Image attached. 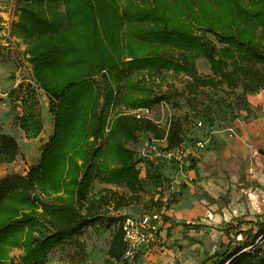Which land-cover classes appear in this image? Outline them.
<instances>
[{
	"label": "trees",
	"instance_id": "obj_1",
	"mask_svg": "<svg viewBox=\"0 0 264 264\" xmlns=\"http://www.w3.org/2000/svg\"><path fill=\"white\" fill-rule=\"evenodd\" d=\"M17 10L13 33L25 42L33 66L17 121L26 138L41 134L39 88L48 98L53 133L25 175L0 179V264H47L52 249L110 212L117 216L109 222L118 220V227L108 257L124 260L118 211L143 198L129 144L148 133L166 139L168 148L178 147L186 118L163 126L119 115L105 133L108 105L152 108L182 95L197 108L201 90L240 87L237 105L248 106L247 95L264 88V0H18ZM201 58L211 73L198 70ZM102 71L108 75L100 79L104 88L95 77ZM165 71L186 76L185 91L172 87L158 94L156 80ZM19 149L13 135L0 134V164L13 162ZM96 179L130 193L114 187L92 193ZM177 201L160 195L146 204L162 209ZM251 224L256 238L264 235V221ZM248 244L216 251L202 264H264V254L243 250ZM13 248L22 251L18 260L11 257Z\"/></svg>",
	"mask_w": 264,
	"mask_h": 264
},
{
	"label": "rangeland",
	"instance_id": "obj_2",
	"mask_svg": "<svg viewBox=\"0 0 264 264\" xmlns=\"http://www.w3.org/2000/svg\"><path fill=\"white\" fill-rule=\"evenodd\" d=\"M17 5L18 0H0V23L3 29L2 32L0 31V134L6 132L13 135L20 145L19 153L13 162L0 164V179L15 173L25 175L28 167L38 162L41 151L37 140L28 139L23 131L20 132L17 116L22 110H18L17 105L11 102V90L15 89L16 95H19L18 86L13 88L15 81L21 76H29L33 69L28 54H25V42L15 34L11 38L3 34L4 30L6 32L8 29H13V22L17 20ZM59 7L62 9L63 4L60 3ZM197 66L201 73H211L207 59L201 58L197 61ZM208 69L210 72L205 73L204 71ZM103 75L108 76L102 71L95 75L96 80H100ZM186 80V76L182 74L175 75L172 71H165L164 77L156 80L157 92L160 94L172 87L183 92ZM98 82L104 88V82L101 80ZM201 91L197 108L190 106L187 98L182 95H173L166 107L156 104L152 108L154 111L152 116L156 123L163 126H167L172 119L186 118L184 139L186 146L193 152L191 151L181 168L172 162L156 160L151 155L153 153L145 155L146 142L152 137L148 133H142L137 143L129 144L136 153L137 166L141 171L143 198L140 202L127 207L128 211L137 215L144 210H160L156 206L150 208L146 204L151 198L157 199L160 195L163 196V201L172 197L178 200L169 208H162L161 215L167 223L164 243L150 253L140 250L141 252H137L132 261L122 263L111 261L108 257V248L118 227V220L109 222L110 217L117 216L114 212H110L103 216V221L85 227L68 242L52 249L47 264H152L156 257L173 259L182 248L183 240H187L185 242L189 245V249L190 246L199 244L197 248L207 252L206 259L210 257V253L223 252L227 247L230 249L243 247L248 243L251 244L243 250L252 249L257 253L264 250V235L256 238V228L251 224V221H264V140L258 145L257 139L253 141L238 125L234 126L236 122L248 123L256 111L250 107V104L237 105L238 94L235 90L206 88ZM37 93L40 102L42 98L47 105L48 98L45 92L38 88ZM101 102L103 103V98ZM131 108L133 107L124 103L111 102L107 107L104 132L110 131L106 130L108 121L111 129L116 117ZM261 110L259 109V113ZM41 112L45 126L42 102ZM48 114L52 117V123L46 131L44 127L43 137L47 136L53 126V116L49 110ZM200 120L204 124L201 128L197 124ZM228 121L231 123L226 125ZM216 129H220L218 134H223L222 140L217 143L220 149L218 151L212 146L214 140H217V134L214 133ZM197 137L207 139L204 147H196ZM211 150H216V153L211 154L212 158H209V155L208 159L205 158L206 153ZM199 161H203L200 166ZM215 164H218V167L209 171L208 167ZM205 167L207 170H204ZM156 173L161 176L152 177ZM102 184L106 185L103 188L114 187L130 193L125 186L118 188L97 179L89 191L93 193L103 189ZM195 194L196 198L201 199L199 204L191 200ZM204 198L208 200L206 207L203 206ZM186 203L190 206L186 207ZM191 205H194V208L189 210ZM188 222L196 224L184 225ZM239 224L240 227L237 228ZM190 228L194 229V235L198 238L186 234ZM227 229L230 231L229 236L226 235ZM170 236L172 239H169ZM83 247L85 252L82 251ZM21 252V249L13 248L10 254L12 258L18 260ZM190 253L195 257L196 262L200 263L201 258H197L193 247ZM207 264H213V261L210 260Z\"/></svg>",
	"mask_w": 264,
	"mask_h": 264
},
{
	"label": "built area",
	"instance_id": "obj_3",
	"mask_svg": "<svg viewBox=\"0 0 264 264\" xmlns=\"http://www.w3.org/2000/svg\"><path fill=\"white\" fill-rule=\"evenodd\" d=\"M31 73L29 76L24 75L17 79L13 85V88L18 86L19 95H16V90L14 91V96H12L11 102L17 105V108L20 110L22 92L25 82L31 81ZM161 107L168 106V101L162 100L159 103ZM153 108V107H152ZM148 107H138L125 110L120 115H132L136 118H149L151 120H156L153 118V110ZM159 122V121H157ZM110 122L106 124V130H110ZM198 127L201 128L204 126L203 121H198ZM207 142V139L203 137H197L196 147H204ZM160 146H163L160 148ZM146 156L148 154L153 155L156 160L172 162L178 167H182L189 157L191 151L193 150L186 146L185 140L175 148H168L166 139H155L147 140L146 142ZM120 216V224L123 230V239L126 244V251L124 254V259L130 261L135 254L144 246H153L158 247L162 245L165 241L164 234L162 232V215L160 210H144L141 213L135 215L131 214L128 211V208H122L118 211ZM246 250V249H245ZM261 252V253H260ZM260 254H264V250L260 251Z\"/></svg>",
	"mask_w": 264,
	"mask_h": 264
},
{
	"label": "crops",
	"instance_id": "obj_4",
	"mask_svg": "<svg viewBox=\"0 0 264 264\" xmlns=\"http://www.w3.org/2000/svg\"><path fill=\"white\" fill-rule=\"evenodd\" d=\"M17 19H18V13H17ZM3 34H4L5 37L11 38V37H13V34H14L13 33V29H8L6 32L4 30V33ZM199 60L200 59H198V61ZM204 72L205 73H209L210 71L208 69V71H204ZM235 91H236V93L238 95H241V93H242V90H241L240 87L239 88H236ZM247 100L249 102L248 103V106L250 104V107H252L253 110L256 111L255 112V115H254V117L248 123H246V124H242V123L237 124V122H236V124L234 126H237L238 125V127H240L242 129V132L249 134V136L253 139V141H255L257 139L256 141L258 142L257 144L259 145V144H262V142L264 140V138H263V136H264V88L262 90H260L259 92L252 93V94H248L247 95ZM259 109L260 110L263 109V110H261L260 113H259ZM228 122L229 123L226 124V125H229L231 123L230 121H228ZM43 131H44V128H43L41 134L37 138H33L34 140H37L38 141V144H39L40 147H41V144L43 142L47 141L48 138H49V136L53 133V126L51 127L50 131L48 132L47 136H45V137H43V135H44V132ZM219 131H220V129H216L214 131V133L217 134L216 135L217 140H214V143H212V146L215 147V149L217 151L220 150L219 149V146L217 145V143L219 142V140H222V137H223V134H220V133L218 134ZM20 132H22V130H20ZM216 150H211V151L207 152L206 153L207 155H206L205 158L208 159V157H207L208 155H209V158H212L211 154L212 153L215 154L216 153L215 152ZM39 154H41V151H40ZM204 155H205V153H204ZM38 160H39V158H38ZM205 161H207V160H205ZM198 164L200 166L201 164H203V161H199ZM215 167H218V164H215L214 166H212L210 168L208 167V170L211 171L212 168H215ZM205 169L207 170V167H205L204 170ZM204 181H205V179H204ZM104 186H106V185L105 184H102V188ZM210 194H212V193H210ZM196 196L197 195L195 194L193 197H191V200H193L192 202H197V204H199V202H200L201 199L196 198ZM203 200H204L203 206L206 207V202H208V200L206 198H204ZM188 206H190V205H187V203H186V207H188ZM193 206L194 205H191V207L189 208V210L190 209H193L194 208ZM209 206L211 207V205H209ZM163 208H165V207H163ZM162 210L163 209H160V212H162ZM191 224H196V223L188 222V223H186L184 225H188L189 226ZM161 226H162V232L164 234L165 228L167 227V223H165L164 217L162 218ZM194 232H195L194 229H191L190 228L188 230V233H186V234L189 237L198 238V237H196V235H194ZM164 239H165V236H164ZM169 239H172L171 236H170ZM185 241H187V240H183V242H181L183 244L182 245V248L180 250H178L177 254L174 255L173 259H170V258L169 259L168 258L163 259L161 257H156V258H154V263H152V264H202L203 261L206 260L205 255H206L207 252L205 250L201 251L199 248H197L198 246H200L199 244H197L198 246L197 245L190 246V249H189V245L186 244ZM192 247L194 248V252L197 255V258H201L200 263H197L196 260H195V257L194 256H191V253L190 252H191V248ZM155 248L156 247H153V246L152 247L151 246H148V247L147 246H144L140 250H142V252L146 251V253H150ZM140 250L138 252H141ZM211 254L212 253H210V255ZM151 258L153 259V256H151ZM132 259L130 261H132ZM124 260L119 261V263L124 262ZM193 260H194V263H192Z\"/></svg>",
	"mask_w": 264,
	"mask_h": 264
},
{
	"label": "bare ground",
	"instance_id": "obj_5",
	"mask_svg": "<svg viewBox=\"0 0 264 264\" xmlns=\"http://www.w3.org/2000/svg\"><path fill=\"white\" fill-rule=\"evenodd\" d=\"M41 102H42V110L44 113V119H45V131L47 130V128H49V124L52 123V117L48 114V104H45V100H43L41 98ZM52 127V126H51Z\"/></svg>",
	"mask_w": 264,
	"mask_h": 264
}]
</instances>
